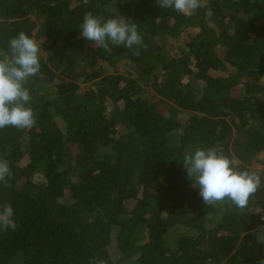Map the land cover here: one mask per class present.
<instances>
[{"label":"trees","instance_id":"obj_1","mask_svg":"<svg viewBox=\"0 0 264 264\" xmlns=\"http://www.w3.org/2000/svg\"><path fill=\"white\" fill-rule=\"evenodd\" d=\"M88 11L135 22L140 54L81 38ZM21 31L41 45L43 76L25 85L36 124L0 129V159L13 173L9 186L0 182V208L10 205L19 225L0 229V264L264 259V173L255 168L264 152V0H207L190 15L157 0H0V54ZM201 147L261 177L247 208L203 203L183 167ZM175 228L185 232L173 248Z\"/></svg>","mask_w":264,"mask_h":264},{"label":"clouds","instance_id":"obj_2","mask_svg":"<svg viewBox=\"0 0 264 264\" xmlns=\"http://www.w3.org/2000/svg\"><path fill=\"white\" fill-rule=\"evenodd\" d=\"M207 0H157L162 9H173L175 12L190 15L206 5ZM80 36L107 53L113 47L123 46L127 49L136 47L134 55H139L143 46V37L135 22L118 17L103 19L91 11L84 14L79 25ZM111 45V46H110ZM8 52L0 54V129L15 127L27 129L33 127L37 118L29 106L31 100L29 89L25 86L33 77H42L39 54L41 45L21 31L8 41ZM233 161L218 147L197 148L194 152L185 153L183 167L188 177L199 188L198 195L207 206L228 199L237 208L249 206L250 199L261 187V177L255 172L238 171L232 166ZM13 178L10 164L0 159V182L9 186ZM14 209L9 205L0 208V229L17 230L19 225L14 219ZM258 234L264 243V225ZM88 264H107V261L92 256ZM264 264V259L258 261Z\"/></svg>","mask_w":264,"mask_h":264},{"label":"rangeland","instance_id":"obj_3","mask_svg":"<svg viewBox=\"0 0 264 264\" xmlns=\"http://www.w3.org/2000/svg\"><path fill=\"white\" fill-rule=\"evenodd\" d=\"M119 69L122 73H124L126 75L129 74V72H128L129 70L125 67V65H123V66L120 65ZM108 72H112V71L109 70ZM152 95H154V94L151 92L150 96H152ZM259 160H260V162L256 164L255 168L263 170V173H264V152L259 155ZM39 179H41V177H39ZM184 232H185V230L181 229V228L171 229L170 233L166 237L167 244L174 248L175 243H176V238H178Z\"/></svg>","mask_w":264,"mask_h":264}]
</instances>
